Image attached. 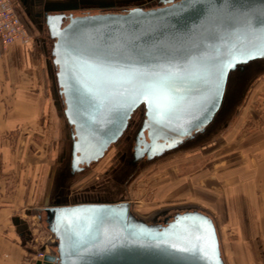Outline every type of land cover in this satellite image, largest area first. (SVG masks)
I'll return each mask as SVG.
<instances>
[{
  "label": "water",
  "instance_id": "water-1",
  "mask_svg": "<svg viewBox=\"0 0 264 264\" xmlns=\"http://www.w3.org/2000/svg\"><path fill=\"white\" fill-rule=\"evenodd\" d=\"M96 4L100 8L105 7V2ZM75 9L76 6H71L43 13L44 25L49 38L53 41L50 50L51 63L55 69L51 77L52 88L61 95L64 120L73 129L70 149L73 172L81 170L79 165L88 166L102 159L109 147L122 136L134 112L140 108V105L129 108L121 118L119 114L111 113V106H106L102 113H93L90 108L84 106L81 112L88 113L84 119L94 115L97 120H104L105 123L103 127H96L94 137L80 130L73 110L66 103L67 98L63 91L65 77L61 64L57 63L65 59L60 44L62 41L86 40L87 30L94 26L106 22L123 23L119 20H99L95 25H88L81 23L84 18L130 16L139 21L144 28L155 29L154 34L158 35L166 45L167 58L160 61L163 68L157 70L174 77V93L178 104L177 110L167 115L164 123L157 124L154 119L155 113L150 111L147 103L142 102L144 109L142 131L147 132L149 142L142 143L144 149L141 154L145 153L149 161L158 159L204 134L207 128L221 116H225V113L228 114L225 125L230 120L229 114L236 111V103L224 93L213 96V68L221 63L231 62L234 68L229 71L231 76L237 79L238 74L244 73L247 67L255 62L264 61V0H161L159 5L152 7L135 6L123 11H104L102 8L97 13L86 12L80 15L70 12ZM45 16L51 17L47 23ZM205 69H207L206 73ZM183 74L201 75L205 82L197 88L188 89L184 80L179 78ZM231 76L225 77L227 86ZM246 83L247 80L240 82V87L237 88V91H240L241 102L245 95ZM213 99L214 106L211 103ZM209 107H211L210 112ZM78 159L79 164L74 167ZM96 208L122 212L132 224L143 226L154 233L163 235L168 230L172 233L168 237L170 243L175 242L185 247L191 242L196 245L197 255L202 258L182 261L163 254L160 249L152 246L150 241H144L142 244L129 243L123 237L113 241L114 246L110 250L93 254L88 252L75 254L68 243L72 232L67 229L69 227L75 229L76 222L70 212L68 221L62 224L56 213L60 209ZM40 211L45 214V229L51 237L48 244L55 250L43 248L41 250L45 253L43 262L36 261L35 264H225L216 224L207 212L197 207L176 209L174 215L171 218H163L162 223L160 218L165 216L168 210L157 212L147 219L135 214L131 203L123 201L54 205L34 209L33 214L41 223ZM80 214L90 213L82 211ZM177 215L205 217L206 222L198 221L199 230L187 228V225L192 224L191 220L181 221L174 229H169V225L175 224L174 218ZM106 227L110 233L115 231L111 224ZM124 235L127 236V233ZM81 256L83 259L80 258Z\"/></svg>",
  "mask_w": 264,
  "mask_h": 264
},
{
  "label": "rangeland",
  "instance_id": "rangeland-1",
  "mask_svg": "<svg viewBox=\"0 0 264 264\" xmlns=\"http://www.w3.org/2000/svg\"><path fill=\"white\" fill-rule=\"evenodd\" d=\"M137 5L139 4L131 3L128 7ZM100 10L97 6H89L72 12L80 15L84 13L82 11L97 13ZM25 28L30 38L26 25ZM43 31H31L36 42ZM33 51L38 55L40 53L45 74H48L44 52L39 46ZM261 69H264V61L255 62L249 70L252 72ZM263 73L264 70L258 74ZM251 74L253 73H249L244 80ZM235 79L231 76L227 86L226 96L234 99L237 107L228 128L220 131L219 138L204 150L180 152L165 157L139 172L130 184L129 199L135 214L147 219L162 210L173 214L179 208L202 209L216 224L225 264H264V224H247V217L241 216L246 205H250L251 209L253 205L264 208V74L248 89L242 102ZM46 86L44 93L49 96V78ZM53 121V131L58 133L60 121L54 108ZM219 122L220 118L212 127ZM106 157L109 161L110 155ZM104 169L105 167L102 170ZM102 170L93 168L78 180L75 187L80 188L94 179H99ZM41 186L38 197L41 191H45L43 180ZM243 186L246 192L249 191L248 197L242 195L243 190L240 189ZM45 199L43 194L38 200L40 202H37L38 205L28 211L30 215H24L32 234L28 240L30 264L39 260L38 254H45L41 252L43 248H51L48 244L51 237L45 225L33 214L34 209L42 207L39 204L43 205Z\"/></svg>",
  "mask_w": 264,
  "mask_h": 264
},
{
  "label": "snow or ice",
  "instance_id": "snow-or-ice-1",
  "mask_svg": "<svg viewBox=\"0 0 264 264\" xmlns=\"http://www.w3.org/2000/svg\"><path fill=\"white\" fill-rule=\"evenodd\" d=\"M51 20L45 16V22ZM123 21L120 24L103 23L87 30V39L84 41H62L65 59L61 64L65 83L63 85L66 103L74 112V118L82 132L86 131L90 137L96 134V127H103L105 121L97 120L94 115L84 119L87 112H81L87 106L93 113H102L106 106H111L112 114H119L122 118L129 108L143 103L149 105L150 111L155 113L157 124H162L165 117L177 110L178 100L174 93V77L164 74L160 61L167 58L166 45L154 34L155 29H146L139 21L130 16L121 17H94L84 18L81 23L95 25L96 21ZM55 35V33H52ZM238 68V65L236 66ZM234 65L224 62L213 68V96L227 93L225 77L231 76ZM207 72V69L204 70ZM188 89L199 87L205 82L201 75L183 74ZM187 90V89H186ZM214 106L215 100H212ZM211 111V107L208 108ZM207 113H205V116ZM114 122V121H109ZM115 135V133H113ZM171 147V145H169ZM79 164V159L74 167ZM82 211L90 214H80ZM76 222V228L69 227L72 232L68 238L69 247L75 254L88 252H103L110 250L113 241L123 237L129 243L152 242V246L169 256L182 261H195L202 257L197 255L195 244L189 242L188 246L169 242L172 234L166 230L163 235L154 233L143 226L132 224L124 214L114 212L107 208L91 210L60 209L56 214L63 224L69 219V213ZM175 224L169 225L174 229L181 221H192L188 229L199 230L198 221H205V217L177 215ZM114 226V232H108L106 225ZM127 233V236L124 235ZM131 239H128V238ZM96 241V243H93ZM87 245V247H85ZM83 259V257H80Z\"/></svg>",
  "mask_w": 264,
  "mask_h": 264
},
{
  "label": "crops",
  "instance_id": "crops-1",
  "mask_svg": "<svg viewBox=\"0 0 264 264\" xmlns=\"http://www.w3.org/2000/svg\"><path fill=\"white\" fill-rule=\"evenodd\" d=\"M28 1L32 4L18 8L21 14L17 13L30 31V40L0 48V264H30L28 240L32 234L24 215H30L28 211L43 197L45 191L39 197L38 191L42 180L46 185L55 155L54 106L51 94L44 93L48 76L40 53L33 51L38 44L31 31L41 32L40 16L46 11L78 6L76 11L108 0ZM244 189H240L242 195L248 197L249 191ZM250 207L246 205L241 214L247 217V224H264V208Z\"/></svg>",
  "mask_w": 264,
  "mask_h": 264
},
{
  "label": "flooded vegetation",
  "instance_id": "flooded-vegetation-1",
  "mask_svg": "<svg viewBox=\"0 0 264 264\" xmlns=\"http://www.w3.org/2000/svg\"><path fill=\"white\" fill-rule=\"evenodd\" d=\"M161 0H131L126 2H105L104 11H123L128 9V4L138 3L139 7H152L160 4ZM18 6L15 9L18 13L20 10L18 8L24 7L28 4H32L28 0H13ZM124 6V7H123ZM126 6V7H125ZM99 7V6H98ZM76 8H79L76 6ZM99 7V9H102ZM83 10V9H82ZM84 13L90 11H82ZM81 12V13H82ZM21 14V13H20ZM38 16V13L35 14ZM42 18V29L41 38L37 40V44L40 49L44 52L46 58V68L47 76L51 84V97L54 106L55 114L60 121V127L58 133H56V141L54 142L55 155L52 164L49 168L47 179H46V189H45V202L44 206H54V205H71V204H81V203H111L117 201H123L132 203L129 199V188L134 177L139 173L150 167L154 162H157L165 157L175 155L177 153H190L196 150H204L210 144L214 143L217 138L221 135L222 130L228 128L231 119L235 116V112L229 114V121L225 125V118H228V114L220 117L219 124L210 126L207 128L204 134L199 135L194 140L186 143L176 150L169 151L165 153L162 157L149 161L145 153L141 154L144 149L143 142L148 143L147 132L142 131V122L144 119V109H137L132 115L128 126L122 136L118 141L109 147V149L104 154L103 158L98 162L90 164L88 166L79 165L80 171H74L71 168V136L73 134V129L70 127L63 117V99L57 91H53L51 77L55 73V69L51 63L50 50L52 47V39L49 38L46 27L43 22V13L40 16ZM49 58V59H48ZM253 64L249 67H252ZM247 67V69L249 68ZM242 74H238L236 79V88L240 87V82L245 81L244 79L248 77V70ZM259 71H252L253 73L247 79L245 86V94L248 89L257 81L261 75L258 74ZM241 80V81H240ZM229 110V109H228ZM225 119V120H224ZM224 124V125H223ZM221 131V132H220ZM139 154H141L139 156ZM107 155H110V160L108 161ZM138 158V159H137ZM97 167L98 170H102L99 179H94L86 185L76 188L75 184L80 178H82L86 173L91 171L93 168ZM78 168V169H79ZM41 207V208H42ZM41 216L42 223H44L45 214L43 211L39 212ZM173 214L167 213L165 216L160 218L162 223L163 218H171Z\"/></svg>",
  "mask_w": 264,
  "mask_h": 264
},
{
  "label": "built area",
  "instance_id": "built-area-1",
  "mask_svg": "<svg viewBox=\"0 0 264 264\" xmlns=\"http://www.w3.org/2000/svg\"><path fill=\"white\" fill-rule=\"evenodd\" d=\"M30 40L25 25L19 18L12 0H0V48H7L15 43H27ZM42 261L43 254H38Z\"/></svg>",
  "mask_w": 264,
  "mask_h": 264
},
{
  "label": "bare ground",
  "instance_id": "bare-ground-1",
  "mask_svg": "<svg viewBox=\"0 0 264 264\" xmlns=\"http://www.w3.org/2000/svg\"><path fill=\"white\" fill-rule=\"evenodd\" d=\"M186 145V144H185ZM41 262H43V258H42V261Z\"/></svg>",
  "mask_w": 264,
  "mask_h": 264
}]
</instances>
